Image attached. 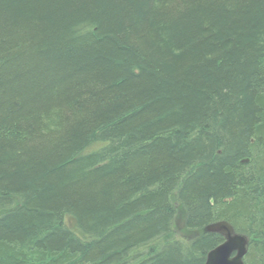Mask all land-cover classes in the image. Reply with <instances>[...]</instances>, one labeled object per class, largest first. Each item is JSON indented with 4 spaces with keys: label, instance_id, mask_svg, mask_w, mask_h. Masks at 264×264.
Here are the masks:
<instances>
[{
    "label": "trees",
    "instance_id": "16d2710c",
    "mask_svg": "<svg viewBox=\"0 0 264 264\" xmlns=\"http://www.w3.org/2000/svg\"><path fill=\"white\" fill-rule=\"evenodd\" d=\"M264 264V0H0V264Z\"/></svg>",
    "mask_w": 264,
    "mask_h": 264
},
{
    "label": "water",
    "instance_id": "95a60500",
    "mask_svg": "<svg viewBox=\"0 0 264 264\" xmlns=\"http://www.w3.org/2000/svg\"><path fill=\"white\" fill-rule=\"evenodd\" d=\"M207 231L221 234L224 240L210 249L204 264H244L248 237L235 232L233 226L226 221L208 225Z\"/></svg>",
    "mask_w": 264,
    "mask_h": 264
}]
</instances>
